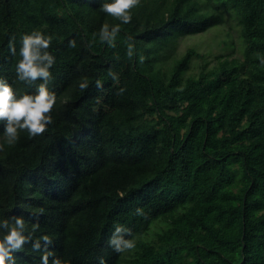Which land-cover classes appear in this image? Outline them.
<instances>
[{"label": "trees", "instance_id": "obj_1", "mask_svg": "<svg viewBox=\"0 0 264 264\" xmlns=\"http://www.w3.org/2000/svg\"><path fill=\"white\" fill-rule=\"evenodd\" d=\"M104 2L0 0V79L17 98L45 83L18 79L22 35L54 57L45 131L8 145L0 121V220L29 238L16 264H264V0H137L126 24ZM228 18L239 58L179 54ZM105 24L121 25L114 47ZM117 225L133 248L109 245Z\"/></svg>", "mask_w": 264, "mask_h": 264}, {"label": "clouds", "instance_id": "obj_2", "mask_svg": "<svg viewBox=\"0 0 264 264\" xmlns=\"http://www.w3.org/2000/svg\"><path fill=\"white\" fill-rule=\"evenodd\" d=\"M137 0H105L100 7V11L119 19L126 24L131 20V9L136 5ZM121 25L116 24L109 28L107 24L103 25L99 32L101 41L107 42L110 46L114 45ZM50 38H46L38 31L32 34H24L21 37V47L19 55L22 57L17 62L16 71L18 79L25 81H35L41 78L45 83L40 84L36 94H25L19 98L14 95L12 87L4 80L0 79V121H4V130L2 135L6 137L8 145L14 144L19 136L18 130H27L30 136H36L45 131L46 125L51 123V116L47 115L55 103V94L49 92L47 81L51 73L49 69L54 63V57L47 51H42L49 47ZM71 46H75L74 41H70ZM128 55H133V45L128 47ZM264 62V61H262ZM113 79H117L115 73H109ZM97 86L102 87L100 81ZM80 88L88 87L87 82H81ZM121 92L123 89L120 90ZM3 145L0 144V150ZM25 224L22 218H15L14 225H10L8 219L0 220V264H16L14 251L19 250L27 241L28 237L23 235ZM121 233H129L130 230L117 225L115 232L109 239V245L117 252L134 247V240L125 239ZM45 242H49L48 236H43ZM34 250H39L41 245L39 239L32 245ZM50 253L41 256L40 264H49ZM51 264H61L58 258L53 257ZM101 264H104L101 259Z\"/></svg>", "mask_w": 264, "mask_h": 264}, {"label": "rangeland", "instance_id": "obj_3", "mask_svg": "<svg viewBox=\"0 0 264 264\" xmlns=\"http://www.w3.org/2000/svg\"><path fill=\"white\" fill-rule=\"evenodd\" d=\"M187 48H195L200 53L206 55V67L215 66L218 60L215 58L220 54L233 53V57L239 58L242 52V46L239 38V29L236 22L232 18H228L227 22L209 30L203 34L192 37H185L178 42V52L182 54ZM203 62L200 60L193 61L190 67V73H197L200 65Z\"/></svg>", "mask_w": 264, "mask_h": 264}]
</instances>
